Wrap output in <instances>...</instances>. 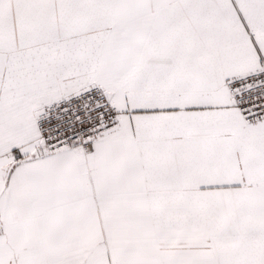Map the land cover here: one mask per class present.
<instances>
[{
	"label": "snow or ice",
	"instance_id": "obj_1",
	"mask_svg": "<svg viewBox=\"0 0 264 264\" xmlns=\"http://www.w3.org/2000/svg\"><path fill=\"white\" fill-rule=\"evenodd\" d=\"M0 264H264V0H0Z\"/></svg>",
	"mask_w": 264,
	"mask_h": 264
}]
</instances>
